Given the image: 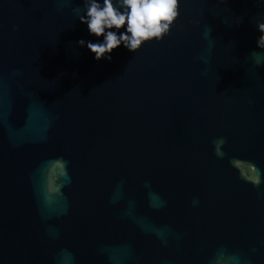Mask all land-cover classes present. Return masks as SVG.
I'll use <instances>...</instances> for the list:
<instances>
[{
    "label": "water",
    "instance_id": "95a60500",
    "mask_svg": "<svg viewBox=\"0 0 264 264\" xmlns=\"http://www.w3.org/2000/svg\"><path fill=\"white\" fill-rule=\"evenodd\" d=\"M0 264H264V0H0Z\"/></svg>",
    "mask_w": 264,
    "mask_h": 264
}]
</instances>
